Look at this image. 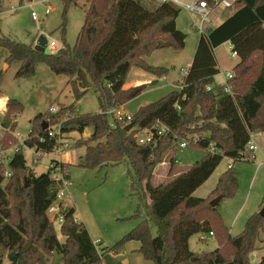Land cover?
<instances>
[{
  "label": "trees",
  "instance_id": "16d2710c",
  "mask_svg": "<svg viewBox=\"0 0 264 264\" xmlns=\"http://www.w3.org/2000/svg\"><path fill=\"white\" fill-rule=\"evenodd\" d=\"M61 1L65 13L80 0ZM204 1L211 8L217 5L213 0ZM2 3L0 0V11ZM230 7L234 10L220 24L199 34L192 62L178 82L182 89L140 106L129 120L112 118L108 110L119 106V97L133 89L124 88L131 67L156 77L166 75V68L150 65L144 57L157 49L184 47L186 33L177 28L175 20L178 6L169 1L84 0V20L74 44L64 41L54 52H41L0 35V48L7 51L5 61L19 63L16 77H30L36 65L46 64L55 74L68 78L75 100L93 91L98 102V111L93 113L76 112L74 103L54 113H37L22 146L12 152L6 165L0 164V248L5 249L6 264H55L50 261L53 254L59 256L56 264H101L105 253L130 240L139 242L138 252L151 264H250L248 257L263 230L264 217L253 213L242 232L232 235L217 207L193 196L224 157L232 163L219 176L217 194L234 196L238 181L233 163L246 160L243 155L250 134H264V0H236ZM60 28L64 40V24ZM227 41L239 57L228 80L231 92L214 82L219 73L214 49ZM22 110L17 99L6 100L0 151L17 144L13 133ZM157 120L169 133L150 145L139 144L137 133L151 129ZM57 123L60 135L49 136L48 128ZM127 124H132L129 130H125ZM86 128L91 129L90 135L84 142H76L85 148L78 166L94 169L127 160L132 172L130 186L138 198L136 216L145 214L112 247L95 243L85 225L75 219L73 205L64 201L59 202V232L64 240H59L47 211L61 183L52 178V170L35 174L22 152L25 146L50 153L59 147V138L67 139L71 131L82 134ZM183 140L187 143L181 147ZM187 150L202 156L166 182L151 183L158 163L164 158L170 167L181 163L178 156ZM59 164L69 179L68 164ZM5 170L11 173L6 180ZM149 220L155 225L154 235ZM205 232L213 233L217 247L191 251L189 238ZM227 246L232 249L230 259ZM259 264H264V255Z\"/></svg>",
  "mask_w": 264,
  "mask_h": 264
},
{
  "label": "rangeland",
  "instance_id": "374dc122",
  "mask_svg": "<svg viewBox=\"0 0 264 264\" xmlns=\"http://www.w3.org/2000/svg\"><path fill=\"white\" fill-rule=\"evenodd\" d=\"M20 0H3L0 11V35L7 36L18 42L32 45L36 48L34 40L40 35H48L43 37L42 47L39 51L48 52L47 45L50 39H54L57 44L54 49L60 48L64 41L69 45H73L78 31L80 30L84 20V0L78 1L77 5H70L66 12H63L61 0H23L22 6H19ZM147 3H158L160 0H146ZM183 1V0H182ZM222 7H225V1ZM231 2L227 1L226 11L231 12L234 7H228ZM15 5L17 9L10 11V6ZM48 5L52 10H48ZM217 9V10H216ZM213 13H218L220 8L217 7ZM35 12L36 20L31 17V12ZM198 20L194 14H189L183 8H180L176 17V26L179 30L186 33L185 45L181 50L173 48L157 49L144 57L145 61L153 66H162L167 69V73L162 77H155V81L150 83L145 90L137 97L131 99L124 107V110L130 114H134L139 106L152 103L159 98L167 95L173 90L172 81L179 80L184 74L182 69L190 66L196 48L199 32L192 28V18ZM64 24V40L61 33V25ZM231 51L228 45L216 48V55L219 57V73L216 75V81L223 83V75L231 64L238 60V56L230 57ZM7 51L0 48V122L2 120L3 105L2 101L7 98H15L23 105L22 112L17 116L16 128L13 133L14 137H27L30 130V120L39 112H45L49 106L53 105L57 108L66 107L72 103L76 105V112L93 113L98 111L97 94L88 91L80 99L75 100L73 97L71 86L68 78L64 75L55 74L46 64H38L35 66L34 73L27 78H18L15 73L19 67L18 62L5 61ZM262 57L256 64H261ZM255 64V66H256ZM150 73L140 68L131 67L126 82L139 79L147 81L150 79ZM181 80V79H180ZM179 80V81H180ZM171 82V83H170ZM120 100V98H119ZM121 103V100H120ZM68 115V113H66ZM58 124V123H57ZM60 124V123H59ZM90 128H86V132ZM1 137V126H0ZM86 134L82 135L76 131H71L66 135V140L70 143V147L61 153H40L36 152L39 157L36 160L35 150L22 147V152L27 164L35 171V173L46 172L50 166L52 159H59L60 155H66L73 158L68 164V173L70 185L67 192L70 194L69 202L75 208V218H78L86 227L92 240H96L102 246L112 247L126 233L132 230L145 214L139 217L137 214L138 198L133 194L130 186V175L132 173L127 160L117 165H109L102 168L87 169L78 166V163L84 155L85 148L78 146L77 141L84 142ZM17 144L11 148L1 150L5 156L12 154ZM201 152L187 150L184 154L178 156L181 163L175 164L170 168L167 158L158 163L152 173L151 183L154 185L164 183L177 173L185 170L186 166H191L196 160L201 158ZM254 161L240 160L233 163V168L237 172L238 187L236 193L232 197H225L217 205V211L220 214L223 224L228 228L232 235L242 232L245 222L250 215L258 212L262 207V199L264 195V157L259 153ZM68 160V159H67ZM70 161V160H69ZM232 161L224 157L220 164L216 167L209 178L197 188L195 191L197 197H206L208 193L216 189L219 176L228 164ZM195 196V195H194ZM65 201V203L69 204ZM261 206V207H260ZM55 231L58 238L63 241L60 235V222L55 220ZM151 234H155L156 228L152 220L148 221ZM201 236L206 237L201 240ZM28 245L30 241L27 242ZM189 247L195 252L213 251L217 247V241L208 232L197 233L190 237ZM139 242L130 240L124 242L116 251L105 253L101 260L107 264H150L138 252ZM226 247V255L231 258L232 249ZM127 252L124 260L120 255H113ZM113 255V256H112ZM264 255V227L260 232L255 243L254 250L249 254L250 264H259ZM122 260V261H120ZM52 263L59 262V256L53 254L50 257ZM4 257L2 264H6Z\"/></svg>",
  "mask_w": 264,
  "mask_h": 264
},
{
  "label": "built area",
  "instance_id": "2783aa9c",
  "mask_svg": "<svg viewBox=\"0 0 264 264\" xmlns=\"http://www.w3.org/2000/svg\"><path fill=\"white\" fill-rule=\"evenodd\" d=\"M31 1V0H30ZM162 1H169L171 3H173L174 5L178 6L179 8H183L184 10H186L189 14H194L198 20H195L192 16V27L199 32V34H204L208 28V24H209V17H210V12H211V7L208 5V3L204 0H188V1H182V0H162ZM216 3H219V0H213ZM225 5L227 6V1H225ZM19 6H22V4H20L19 1ZM230 6V4H229ZM17 9V7L15 5H11L10 6V11H15ZM48 10H52L51 6L48 5ZM31 17L33 20H36V14L35 12H31ZM43 37L47 38L48 35H42ZM40 37V36H39ZM39 37L36 38V40H34V44L38 45V40ZM57 42L54 39H50L48 41V45H47V51L48 52H54L56 49ZM42 47V46H40ZM236 56V52L232 51L231 52V57H235ZM183 74H186L187 69H182ZM233 77V73L231 72H226L224 73V83L223 85V89L226 92H231V85L228 83V80L231 79ZM209 89V87H207ZM182 89L181 85H178V90ZM48 110L52 113L56 112L57 109L54 106H50L48 108ZM115 108H112L110 110H108V114L111 115L112 118H117V119H130L131 114L129 113H114ZM169 128L162 124L159 120H157L155 122V124L151 127V129H144L142 131H140L139 133H137V141L139 144H152L153 142L156 141L157 138L166 135L167 133H169ZM263 133H252L250 134V137L246 143V151L245 154L243 155L244 159L246 160H252L255 157V153L256 151L259 150V145L256 142V140L254 139V135H262ZM48 135L49 136H54V135H60V125L59 124H53L48 128ZM23 138L22 137H18L17 139V147H21L23 144ZM60 145L59 147H57L54 151H52L53 153H61L63 152L65 149H68L70 147V143L68 142V140L64 139V138H59L58 139ZM262 141L264 142V137H262ZM186 141L183 140L180 143L181 147H184L186 145ZM15 148V149H16ZM14 149V150H15ZM212 149V148H211ZM13 150V151H14ZM35 156H36V160H37V153L35 152ZM11 154L8 156H5L3 153H0V164H4L6 165L8 163V161L10 160ZM61 161L59 160H55L52 159L50 162V166L48 168V170H52V178L55 180L60 181L61 183V187L59 188V190L57 191L56 194V200L50 205V207L48 208V215L50 217V219L53 220V222L55 220H58L59 222L62 221V214L60 211V207H59V202L60 201H64L67 199L68 197V192H67V188L70 185V180L68 178H66L64 176V173L60 167V163ZM231 166V164H228V167ZM11 175L9 170H5L4 172V177L5 180L7 178H9ZM210 236H213L212 232L208 233ZM206 237L201 236V240H204Z\"/></svg>",
  "mask_w": 264,
  "mask_h": 264
},
{
  "label": "crops",
  "instance_id": "0c3cea01",
  "mask_svg": "<svg viewBox=\"0 0 264 264\" xmlns=\"http://www.w3.org/2000/svg\"><path fill=\"white\" fill-rule=\"evenodd\" d=\"M162 0H160V1H158V2H161ZM183 1H188V0H183ZM228 1V0H227ZM231 3L232 2H234V1H236V0H229ZM222 2H219V3H217V5L214 7V8H211V12H210V17H209V24H208V27L209 28H213V27H215V26H217L218 24H220L223 20H224V18H226V16L228 15V13H229V11L227 10L226 11V6L225 7H222ZM217 7H219L220 8V11L218 12V13H213V11H215V9L217 8ZM229 8H230V6H228ZM217 10V9H216ZM191 15V14H190ZM191 18H192V16H191ZM192 26V25H191ZM193 28V27H192ZM194 29V28H193ZM198 40V39H197ZM197 44V43H196ZM223 45H228L229 46V48L231 49V44H230V42H224L223 44H221V45H219L218 47H220V46H223ZM218 47H216V48H218ZM216 48L214 49V53H215V57H216V59H217V63H218V66L220 67V63H219V57L216 55ZM196 49V48H195ZM231 52H232V49H231V51L229 52V56L231 57ZM236 56H237V54H236ZM239 61V57H238V60H237V62ZM192 62V61H191ZM237 62H235L234 64H231L230 65V67H229V69L228 70H225L224 71V73H226V72H231L232 71V68L234 67V65L237 63ZM186 69H188V68H186ZM224 73H222V75H223V79H224ZM149 76L151 77L150 79H147V81H140L139 79H137V80H135V81H131V82H126L125 83V85H124V88H129V87H133V89L129 92V93H125V94H123V95H121L119 98H120V100H121V103H120V105L119 106H117V107H115V110H114V113H116V114H118V113H121V112H125V113H129V112H127V111H125L124 110V107H125V105L131 100V99H133V98H135V97H137L138 95H140L144 90H145V88L150 84V83H152V82H154L155 80V77L156 76H154V75H152V74H149ZM216 75L214 76V82H215V84H217V85H222L223 83H219V82H217L216 81ZM157 78V77H156ZM182 78V77H181ZM180 78V79H181ZM179 79V80H180ZM179 80H173L172 81V83L171 84H173V87L174 88H176V89H178V82H179ZM225 81V80H224ZM68 83V82H67ZM87 93V92H86ZM85 93V94H86ZM84 94V95H85ZM83 95V96H84ZM8 99V98H7ZM7 99H4L3 101H2V105H3V112H4V110H5V103H6V100ZM51 106V105H50ZM49 106V107H50ZM53 106V105H52ZM55 107V106H54ZM140 107V106H139ZM56 108V107H55ZM77 108V107H76ZM57 109V108H56ZM79 112V111H78ZM130 114V113H129ZM111 116V115H110ZM2 117H3V115H2ZM2 121V120H1ZM0 124H1V122H0ZM90 133H91V129L89 130V131H87L86 132V129L82 132V135H85L86 134V136L88 137L89 135H90ZM86 137V138H87ZM249 137H250V135H249ZM262 137H264V134H262V135H254V139L256 140V142L258 143V145H259V150L258 151H256V153H255V157H254V159H252L251 161H254V160H256V158H257V156H256V154L257 153H259L260 155H262L263 157H264V142L262 141ZM59 154V153H58ZM68 159V160H67ZM55 160H59V161H61V162H63V163H66V164H70L72 161H73V158L71 157V155L70 156H66V155H63V154H61L60 155V157H59V159H55ZM70 160V161H69ZM26 161V160H25ZM26 165H27V167L28 168H30L34 173H35V171L27 164V162H26ZM186 167H188V166H186ZM171 168V167H170ZM41 173H43V172H41ZM222 173V172H221ZM35 174H40V173H35ZM218 183H217V185H216V189L215 190H213L212 192H210V193H208V195L206 196V197H200V198H202V199H206V200H211L212 198H214L215 196H217L218 194ZM196 191V190H195ZM196 194L197 193H193V196L195 195V197H197L196 196ZM224 198V197H223ZM222 198V199H223ZM69 199H70V194L68 193V197H67V199L65 200V201H67V202H69ZM221 199V200H222ZM221 200H220V202H221ZM219 202V203H220ZM218 203V204H219ZM69 204H71L70 202H69ZM263 206V205H262ZM75 214H76V211H75V213H74V217H76L75 216ZM75 219H77V220H79L78 218H75ZM91 237V236H90ZM190 239V238H189ZM94 241V240H93ZM95 243H99V242H97L96 240L94 241ZM189 244V243H188ZM102 246V245H101ZM99 248V247H98ZM138 248H139V245H138ZM138 248H137V250H138ZM190 248V247H189ZM191 250V249H190ZM192 251V250H191ZM193 252H195V251H193ZM140 253V252H139ZM141 254V253H140ZM114 256L115 255H120V256H122L123 257V259L125 260L126 259V256H127V252H125V251H122L121 253H119L118 252V254H113ZM112 255V256H113ZM102 259V258H101ZM104 260V259H103ZM103 260H101V264H107V262L106 261H103ZM120 261H122V260H120ZM147 261V260H146ZM119 264H121V263H119ZM127 264V263H126ZM151 264V263H150Z\"/></svg>",
  "mask_w": 264,
  "mask_h": 264
},
{
  "label": "water",
  "instance_id": "95a60500",
  "mask_svg": "<svg viewBox=\"0 0 264 264\" xmlns=\"http://www.w3.org/2000/svg\"><path fill=\"white\" fill-rule=\"evenodd\" d=\"M42 39H43V36L40 35L39 37V40H38V45L36 46V50L39 49L40 46H42ZM48 126V123L46 122L43 127H47ZM132 127V124H127L125 126V130H129L130 128ZM223 198V195L222 194H219L217 196H215L214 198H212L211 200H209V204L211 207H217L218 203L220 202V200ZM258 214L261 216V217H264V204L263 206L260 208V210L258 211ZM28 245V243H27ZM5 255V249L4 248H0V261L1 259L4 257Z\"/></svg>",
  "mask_w": 264,
  "mask_h": 264
}]
</instances>
